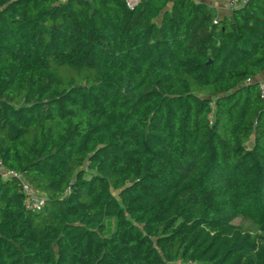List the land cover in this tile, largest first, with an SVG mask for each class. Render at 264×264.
<instances>
[{"label": "trees", "instance_id": "trees-1", "mask_svg": "<svg viewBox=\"0 0 264 264\" xmlns=\"http://www.w3.org/2000/svg\"><path fill=\"white\" fill-rule=\"evenodd\" d=\"M263 71L264 0H0V264H264Z\"/></svg>", "mask_w": 264, "mask_h": 264}, {"label": "built area", "instance_id": "built-area-1", "mask_svg": "<svg viewBox=\"0 0 264 264\" xmlns=\"http://www.w3.org/2000/svg\"><path fill=\"white\" fill-rule=\"evenodd\" d=\"M221 2L230 11L240 4L244 3L245 0H216ZM140 0H125V5L129 9H133ZM258 95L262 102L264 109V71L262 72L259 80L257 81ZM0 178L8 179L14 178L18 185V190L22 194V203L25 209L31 211H39L45 205V199L43 196L39 195L36 190L25 181L23 175L19 172L6 170L0 163Z\"/></svg>", "mask_w": 264, "mask_h": 264}, {"label": "crops", "instance_id": "crops-1", "mask_svg": "<svg viewBox=\"0 0 264 264\" xmlns=\"http://www.w3.org/2000/svg\"><path fill=\"white\" fill-rule=\"evenodd\" d=\"M193 1L210 6L216 15V18H222L223 16L228 15L231 12L221 2H218L216 0H193Z\"/></svg>", "mask_w": 264, "mask_h": 264}, {"label": "rangeland", "instance_id": "rangeland-1", "mask_svg": "<svg viewBox=\"0 0 264 264\" xmlns=\"http://www.w3.org/2000/svg\"><path fill=\"white\" fill-rule=\"evenodd\" d=\"M59 71H61V75L63 74H66V75H70V74H72L71 72H69L70 70H68V68H65V67H63V68H61ZM74 73V72H73ZM75 74V73H74ZM77 74V73H76ZM75 74V75H76ZM62 75V76H63ZM78 75H81V74H77V76H75V78H78L79 76ZM71 76V75H70ZM74 76V75H73ZM233 223L234 224H240V225H242V226H244L245 228H251L252 226H251V224H250V222L248 221V220H244V219H241V218H236L234 221H233Z\"/></svg>", "mask_w": 264, "mask_h": 264}, {"label": "water", "instance_id": "water-1", "mask_svg": "<svg viewBox=\"0 0 264 264\" xmlns=\"http://www.w3.org/2000/svg\"><path fill=\"white\" fill-rule=\"evenodd\" d=\"M124 90H125V91H128L129 89H128V87L126 86Z\"/></svg>", "mask_w": 264, "mask_h": 264}]
</instances>
